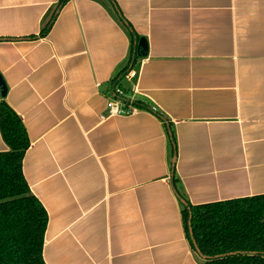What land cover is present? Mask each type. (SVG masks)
Instances as JSON below:
<instances>
[{
  "label": "crops",
  "instance_id": "crops-1",
  "mask_svg": "<svg viewBox=\"0 0 264 264\" xmlns=\"http://www.w3.org/2000/svg\"><path fill=\"white\" fill-rule=\"evenodd\" d=\"M58 3L0 0V97L29 137L46 264H202L173 168L193 206L264 195V0H69L40 37ZM120 16L148 53L110 115L133 48Z\"/></svg>",
  "mask_w": 264,
  "mask_h": 264
},
{
  "label": "trees",
  "instance_id": "trees-1",
  "mask_svg": "<svg viewBox=\"0 0 264 264\" xmlns=\"http://www.w3.org/2000/svg\"><path fill=\"white\" fill-rule=\"evenodd\" d=\"M69 0H59L50 21L41 30L45 37L62 7ZM133 43L130 61L122 78L112 80L108 91L114 98L121 79L133 70L139 36L128 21ZM123 101L125 97L122 98ZM136 106L145 107L141 102ZM0 131L8 152L0 153V264H46L43 257L48 214L32 195L23 174V161L30 147L26 129L17 113L0 97ZM170 131L173 158L176 139ZM173 184L182 203V219L192 248L205 257L202 264H264V195L214 204L193 206L183 196L179 182Z\"/></svg>",
  "mask_w": 264,
  "mask_h": 264
},
{
  "label": "built area",
  "instance_id": "built-area-1",
  "mask_svg": "<svg viewBox=\"0 0 264 264\" xmlns=\"http://www.w3.org/2000/svg\"><path fill=\"white\" fill-rule=\"evenodd\" d=\"M130 76L134 78L137 76V73L131 72ZM116 94L118 97L112 98L108 102V109H109L110 115H121V114L129 113L130 111L124 108L125 104H124V101L122 100V98L125 95L124 92L121 89H117Z\"/></svg>",
  "mask_w": 264,
  "mask_h": 264
},
{
  "label": "water",
  "instance_id": "water-1",
  "mask_svg": "<svg viewBox=\"0 0 264 264\" xmlns=\"http://www.w3.org/2000/svg\"><path fill=\"white\" fill-rule=\"evenodd\" d=\"M137 47H138V55L141 56V57H145L147 56V53H148V43H147V40L145 38H140L138 44H137ZM7 86L4 82V80L2 79V77L0 76V93H1V97L2 98H5L6 95H7Z\"/></svg>",
  "mask_w": 264,
  "mask_h": 264
}]
</instances>
